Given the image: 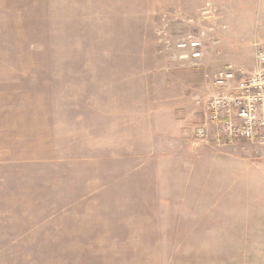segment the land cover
<instances>
[{
  "label": "rangeland",
  "instance_id": "rangeland-1",
  "mask_svg": "<svg viewBox=\"0 0 264 264\" xmlns=\"http://www.w3.org/2000/svg\"><path fill=\"white\" fill-rule=\"evenodd\" d=\"M263 42L264 0H0V264H264V144L208 118Z\"/></svg>",
  "mask_w": 264,
  "mask_h": 264
},
{
  "label": "built area",
  "instance_id": "built-area-1",
  "mask_svg": "<svg viewBox=\"0 0 264 264\" xmlns=\"http://www.w3.org/2000/svg\"><path fill=\"white\" fill-rule=\"evenodd\" d=\"M199 47L198 40L181 42V59H199ZM255 59L252 73L229 64L215 75L214 90L208 104L209 123L215 133L212 140H246L264 144V42L257 45ZM210 131L207 125L201 126L196 129V135L199 139L208 140Z\"/></svg>",
  "mask_w": 264,
  "mask_h": 264
}]
</instances>
